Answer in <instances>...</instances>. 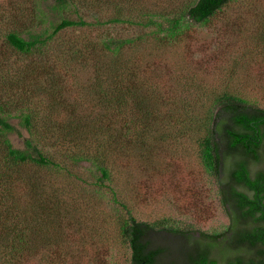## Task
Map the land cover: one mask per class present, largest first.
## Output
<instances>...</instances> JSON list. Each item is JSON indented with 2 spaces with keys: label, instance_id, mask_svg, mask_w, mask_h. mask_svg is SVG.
Here are the masks:
<instances>
[{
  "label": "trees",
  "instance_id": "1",
  "mask_svg": "<svg viewBox=\"0 0 264 264\" xmlns=\"http://www.w3.org/2000/svg\"><path fill=\"white\" fill-rule=\"evenodd\" d=\"M55 1L86 15L32 33L0 12V27L8 25L0 39V264H79L72 245L101 238L88 226L100 190L122 214L124 264H174L162 260L168 239L183 249L180 264H264V82L243 69L264 68V14L253 31L260 63L207 72L188 60L191 33L211 29L234 0L172 10L156 0ZM71 32L81 37L65 39ZM68 79L83 84L70 100ZM12 118L27 134L23 149L6 138L18 133ZM183 143L217 185L228 220L221 232L139 219L113 188L120 176L131 187L135 171L148 172L155 157ZM102 252L93 260L102 262Z\"/></svg>",
  "mask_w": 264,
  "mask_h": 264
},
{
  "label": "rangeland",
  "instance_id": "2",
  "mask_svg": "<svg viewBox=\"0 0 264 264\" xmlns=\"http://www.w3.org/2000/svg\"><path fill=\"white\" fill-rule=\"evenodd\" d=\"M144 1L146 6L153 3L152 0ZM156 1L157 8L172 10L190 0ZM0 12L6 15L15 14L18 29L32 33L49 32L62 18L78 19L79 16L86 15L85 10L74 4L58 7L55 0H0ZM257 14H264V0L232 1L212 19L211 29L199 26L192 31L188 60L196 69L207 72L213 71L214 67L238 60L242 65L247 61L260 63L262 57L258 52L259 45L253 39V31L258 28L256 19L260 18ZM7 29L8 25L0 27L1 40L3 31ZM65 37L72 40L81 37V33L71 32ZM32 59L34 55L22 56L17 62L24 65ZM243 69L249 75L258 74L256 76H260L264 82V68L259 70L252 66L248 70L246 67ZM161 71L164 72L163 68ZM79 78L82 82L86 75H80ZM82 85L77 84L76 80L68 79L66 91L63 93L69 100L75 98L79 95ZM9 122L18 133H7L6 138L14 148L23 149L26 132L20 127L17 119H9ZM2 150L0 141V159ZM25 171L28 173L29 169ZM130 183L132 186L127 187L120 176L113 188L125 199L139 219H168L182 227H193L207 233L221 232L227 226L228 220L220 206L217 185L204 171L194 149L188 144L177 147L170 145L165 153L152 160L148 172L135 171ZM93 195H97L96 211L95 215L89 218L88 226L97 229L102 239L95 237L91 242L89 239L82 248L73 244L72 249L80 251L79 264H124L127 250L121 244L116 226V220L122 214L110 201V194L106 190L97 191ZM162 244L168 248L162 260L180 264L183 249L179 242L168 239ZM97 251H103L104 255L100 263L92 258L93 253ZM13 264L35 262L15 260Z\"/></svg>",
  "mask_w": 264,
  "mask_h": 264
}]
</instances>
